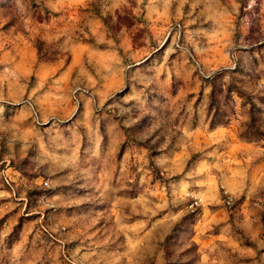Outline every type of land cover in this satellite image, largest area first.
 <instances>
[{"label":"rangeland","instance_id":"1","mask_svg":"<svg viewBox=\"0 0 264 264\" xmlns=\"http://www.w3.org/2000/svg\"><path fill=\"white\" fill-rule=\"evenodd\" d=\"M0 264H264V0H0Z\"/></svg>","mask_w":264,"mask_h":264},{"label":"built area","instance_id":"2","mask_svg":"<svg viewBox=\"0 0 264 264\" xmlns=\"http://www.w3.org/2000/svg\"><path fill=\"white\" fill-rule=\"evenodd\" d=\"M44 184H45V185H48V182H47V181H44ZM226 203L230 205V203H231L230 198H227ZM196 204H197L196 201H194V202L192 203V205H196Z\"/></svg>","mask_w":264,"mask_h":264},{"label":"trees","instance_id":"3","mask_svg":"<svg viewBox=\"0 0 264 264\" xmlns=\"http://www.w3.org/2000/svg\"><path fill=\"white\" fill-rule=\"evenodd\" d=\"M214 93V92H213Z\"/></svg>","mask_w":264,"mask_h":264}]
</instances>
